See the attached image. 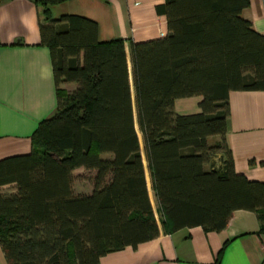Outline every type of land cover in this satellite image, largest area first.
Segmentation results:
<instances>
[{"label": "trees", "instance_id": "16d2710c", "mask_svg": "<svg viewBox=\"0 0 264 264\" xmlns=\"http://www.w3.org/2000/svg\"><path fill=\"white\" fill-rule=\"evenodd\" d=\"M64 1L37 0L57 112L33 133L31 153L0 161L8 263L98 264L157 238L140 134L165 232H220L247 210L264 234V182L236 171L226 142L230 93L264 91V36L242 17L250 0H165L157 11L168 36L131 42V64L124 40L99 41L97 22L55 19L51 7ZM192 97L202 98L201 111L177 113L176 101ZM219 155L223 166L208 168ZM80 168L95 173L89 195L75 192ZM11 184L17 192L4 194Z\"/></svg>", "mask_w": 264, "mask_h": 264}, {"label": "crops", "instance_id": "0c3cea01", "mask_svg": "<svg viewBox=\"0 0 264 264\" xmlns=\"http://www.w3.org/2000/svg\"><path fill=\"white\" fill-rule=\"evenodd\" d=\"M164 3L165 0H66L53 5L51 12L55 19L78 15L97 22L99 41L124 40L131 64V42L168 36L167 17L157 11ZM242 17L264 36V0H250ZM41 19L42 7L37 0H0V161L31 153L33 133L42 121L57 112L52 56L42 43ZM131 82L134 93L132 76ZM201 100V97L179 99L175 110L179 114L199 113ZM229 103L226 142L232 150L235 169L251 181L264 182V91H233ZM144 166L155 207L158 201L147 160ZM222 166L223 158L219 155L208 168ZM75 175V192L91 194L95 173L80 168ZM2 192L15 194L16 185L4 186ZM159 226L160 235L154 240L109 253L98 264H264V234H257L261 221L253 211H235L220 232L193 227L167 233L162 222ZM0 264H9L1 243Z\"/></svg>", "mask_w": 264, "mask_h": 264}, {"label": "rangeland", "instance_id": "374dc122", "mask_svg": "<svg viewBox=\"0 0 264 264\" xmlns=\"http://www.w3.org/2000/svg\"><path fill=\"white\" fill-rule=\"evenodd\" d=\"M61 88L63 90H66L68 93H72L76 89V85H74V84H63L61 86ZM140 138H141V143H142L143 157H144V160L146 162V156H145V151H144L143 139H142V135L141 134H140ZM154 208H155V214H156L157 220H158L159 223H161L162 222V215H161V212H160V210L158 208V205L156 204Z\"/></svg>", "mask_w": 264, "mask_h": 264}]
</instances>
